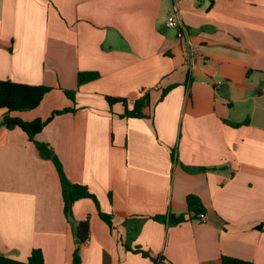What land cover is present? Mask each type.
Segmentation results:
<instances>
[{"label":"crops","instance_id":"crops-1","mask_svg":"<svg viewBox=\"0 0 264 264\" xmlns=\"http://www.w3.org/2000/svg\"><path fill=\"white\" fill-rule=\"evenodd\" d=\"M173 15L192 57L181 28L167 26ZM79 72L101 76L77 89ZM0 80L60 86L12 118L76 109L35 139L113 217L112 229L91 199L75 203V219H90L81 264H156L126 246L165 264H264V0H0ZM65 90H77L75 102ZM148 91L144 118L106 100L132 107ZM6 115L0 254L26 261L41 249L45 264H74L56 167L21 128L2 125ZM189 195L204 221L154 219L188 213Z\"/></svg>","mask_w":264,"mask_h":264},{"label":"trees","instance_id":"trees-1","mask_svg":"<svg viewBox=\"0 0 264 264\" xmlns=\"http://www.w3.org/2000/svg\"><path fill=\"white\" fill-rule=\"evenodd\" d=\"M100 76L101 75L98 72H79L77 76V89L87 83L98 80ZM54 89H60V86H33L9 80H0V110L7 111V115L2 125H14L21 128L28 135L29 139L35 144L39 155L45 160L52 161L55 165L60 178L64 202V215L68 222L72 225L74 235L77 240V247L74 252V264H81L80 246L84 244L87 239H89L90 219H75L73 213V207L75 203L82 199H91L97 208L100 218L112 229L114 228L113 217L110 214L101 211L98 198L90 192L87 186L73 183L69 179L59 157L55 154L50 145L39 142L35 139V137L40 134L55 117L65 113H75L76 109L65 108L62 110H55L47 119L38 118L33 121H23L20 118H12L9 115L13 112L31 111L36 109ZM64 92L72 102H75L77 90H65ZM168 92V89L163 90L160 100H162ZM106 100L110 106H113L116 103L123 104L125 111L122 117L124 118H144L146 117L144 111L150 105V94L148 91L142 97L137 98L132 107L129 106L128 100L126 98L107 97ZM199 170L204 171L206 168H200ZM187 204L189 211L186 214L179 216L170 215L168 217H154V219L158 221L168 220L170 224L178 225L189 220H200L201 215H206V210L198 196L189 195L187 197ZM257 229L263 230L264 227L263 225H259L257 226ZM126 248L134 253H140L144 257L151 258L156 264H165L162 262V256L153 257L149 252L143 250L140 247L130 248L129 246H126ZM0 264H45V258L41 249H33L26 261L15 260L0 254ZM221 264L256 263L231 256H223Z\"/></svg>","mask_w":264,"mask_h":264},{"label":"built area","instance_id":"built-area-1","mask_svg":"<svg viewBox=\"0 0 264 264\" xmlns=\"http://www.w3.org/2000/svg\"><path fill=\"white\" fill-rule=\"evenodd\" d=\"M167 26H168L169 28H181V27H182V26H180L179 20H178V18H177L176 15H173V16H170V17H169V19H168V21H167ZM180 32H181V35H182L184 38H186L187 46H188V49H187V50H188L189 55L192 57V56H193V53H194V51H195V49H194V47H192V46L190 45V42L188 41V37H187V33H186V31H185V28H181ZM221 84H222V82L219 83V85H221ZM205 219H206V215H201V216H200V221H204ZM88 240H89V239H87L85 243H87Z\"/></svg>","mask_w":264,"mask_h":264},{"label":"water","instance_id":"water-1","mask_svg":"<svg viewBox=\"0 0 264 264\" xmlns=\"http://www.w3.org/2000/svg\"><path fill=\"white\" fill-rule=\"evenodd\" d=\"M12 128H14L15 126L13 125V126H11Z\"/></svg>","mask_w":264,"mask_h":264}]
</instances>
